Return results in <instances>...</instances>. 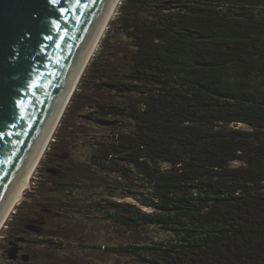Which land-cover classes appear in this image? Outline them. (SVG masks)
I'll list each match as a JSON object with an SVG mask.
<instances>
[{"label": "trees", "instance_id": "1", "mask_svg": "<svg viewBox=\"0 0 264 264\" xmlns=\"http://www.w3.org/2000/svg\"><path fill=\"white\" fill-rule=\"evenodd\" d=\"M111 26L124 43L105 38L111 62L90 74L112 96L83 102L110 131L79 162L83 131L61 121L46 224L69 240L83 223L67 213L169 235L116 248L136 264H264V0H121Z\"/></svg>", "mask_w": 264, "mask_h": 264}, {"label": "water", "instance_id": "2", "mask_svg": "<svg viewBox=\"0 0 264 264\" xmlns=\"http://www.w3.org/2000/svg\"><path fill=\"white\" fill-rule=\"evenodd\" d=\"M114 2L0 0V221Z\"/></svg>", "mask_w": 264, "mask_h": 264}, {"label": "rangeland", "instance_id": "3", "mask_svg": "<svg viewBox=\"0 0 264 264\" xmlns=\"http://www.w3.org/2000/svg\"><path fill=\"white\" fill-rule=\"evenodd\" d=\"M120 1L121 0L115 3L107 21L104 33L100 37L95 50L85 63L83 70L72 88V93L68 97V100L61 111L58 122L49 136V140L43 149L40 159L35 165L26 188L22 190L19 201L13 206L8 213L6 220L2 223V226H0V238L5 230L12 231L19 229L20 224H23L24 220L37 213L38 208L48 207L51 200L54 199L46 192V188H50V186L45 180L46 175L43 171L45 168L44 160L51 145L55 141V137L59 132L61 121L63 119L66 118L67 125L73 126L74 129L75 127L78 128V131H83L82 133L73 134L71 145L68 147V151H70L74 159L79 162H87L89 158L90 147L88 144L93 142V139H90V135L94 138L108 135V132L110 131L108 128L102 127L96 122L85 120V117L83 116L86 114L87 108L83 107V102L89 101L97 103L101 102L103 98L110 99L112 96V93L108 94L102 90L93 88L95 79L91 77V74L99 71L98 69L101 67L100 65L106 64L108 61L111 62L107 57L109 49L105 48V42H103L105 38L108 39V44L110 45L124 43L123 37L116 33L111 26V22L117 15ZM115 100H119L117 99V96ZM128 123L129 121L122 120L121 126H115L114 130L118 131V129L122 128L121 130L123 132H127L129 129ZM231 126L238 129H248V126L243 123H236ZM73 128H65L64 131L69 133L74 130ZM232 164L239 165L238 162H233ZM48 201L50 202L48 203ZM65 216L68 220L73 219L83 223V240L79 241L78 244H72L66 248H62L60 246L61 241L54 237L51 239L48 237H40V240H37V243H32L36 246L35 249H45L46 251L53 250L56 256L59 257L56 259V264H63V262H66L65 264H75L74 261L78 264H136L137 259L129 253L117 250L116 248L136 243L147 245L150 241L162 242L167 240L169 236L167 233L154 227H145L144 229L136 231L120 228L115 223L105 224L96 219H84L72 213H67ZM77 230H80L79 227ZM36 236L32 235L30 238H36ZM47 240H51L50 243ZM103 246H105V249L108 248V253H104L106 250H103ZM67 256H70V258Z\"/></svg>", "mask_w": 264, "mask_h": 264}, {"label": "flooded vegetation", "instance_id": "4", "mask_svg": "<svg viewBox=\"0 0 264 264\" xmlns=\"http://www.w3.org/2000/svg\"><path fill=\"white\" fill-rule=\"evenodd\" d=\"M52 214L53 212L50 209L40 207L37 213L24 220V223L22 222L23 224H20L19 229L12 231L5 230L0 238V264H56V259L59 257L56 256L53 250H38L35 249L36 246L32 243H37L40 237H48L50 239L54 237L61 241L60 246L62 248H66L72 244H78L79 241L83 240V226L79 230V240H65L55 236L57 231H55L54 222L51 221L52 218L48 225L45 222V218L47 216L51 217ZM45 233L48 235H45ZM32 235L37 236L36 238H30ZM47 241L50 243L51 240ZM67 257L70 258V256ZM65 263L63 262V264ZM74 263L78 264L76 261Z\"/></svg>", "mask_w": 264, "mask_h": 264}, {"label": "bare ground", "instance_id": "5", "mask_svg": "<svg viewBox=\"0 0 264 264\" xmlns=\"http://www.w3.org/2000/svg\"><path fill=\"white\" fill-rule=\"evenodd\" d=\"M117 1H118V0H115V2H114V4H113V6H112V8H111V10H110V12H109V14H108V16L106 17V19H105V21H104V23H103L101 29L99 30L98 35H97L96 39L94 40V42H93V44H92V47H91V49H90V51H89V53H88V55H87V58H88V59H89V57L91 56L92 52L95 50V48H96V46H97V43H98L100 37H101L102 34L104 33V30H105V27H106L107 21H108V19H109V16H110V14H111V12H112V10H113V7H114V5H115V3H116ZM87 58H86V59H87ZM88 59H87V61H88ZM78 77H79V75H78ZM78 77H77V79H78ZM77 79H76V81H77ZM76 81H75V83H76ZM75 83H74V85H75ZM71 92H72V89H71ZM48 140H49V137H47V138L45 139L43 147H42L41 150L39 151V153H38V155H37V157H36L34 163L32 164V166L29 168L28 172L26 173V175H25V177H24V180H23L21 186H20L19 189L16 191V193H15L13 199L11 200L9 206L7 207V210L5 211L4 216H3V218H2L1 221H0V226H2V223L6 220V218H7V216H8V213H9L10 210L13 208V206L16 205L17 201H19V198H20V196H21V192H22V190H23L24 188H26V186H27V184H28V181H29V179H30V177H31V175H32V172H33V170H34V168H35V165H36L37 161L40 159V157H41V155H42V152H43V149H44L45 145L47 144Z\"/></svg>", "mask_w": 264, "mask_h": 264}, {"label": "snow or ice", "instance_id": "6", "mask_svg": "<svg viewBox=\"0 0 264 264\" xmlns=\"http://www.w3.org/2000/svg\"><path fill=\"white\" fill-rule=\"evenodd\" d=\"M53 2H56V0H53Z\"/></svg>", "mask_w": 264, "mask_h": 264}]
</instances>
